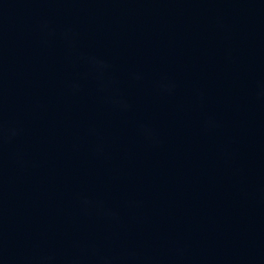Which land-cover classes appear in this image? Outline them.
<instances>
[{"label":"water","instance_id":"1","mask_svg":"<svg viewBox=\"0 0 264 264\" xmlns=\"http://www.w3.org/2000/svg\"><path fill=\"white\" fill-rule=\"evenodd\" d=\"M0 264H264V0H0Z\"/></svg>","mask_w":264,"mask_h":264}]
</instances>
